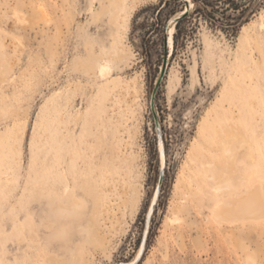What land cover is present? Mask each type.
<instances>
[{
	"label": "rangeland",
	"instance_id": "1",
	"mask_svg": "<svg viewBox=\"0 0 264 264\" xmlns=\"http://www.w3.org/2000/svg\"><path fill=\"white\" fill-rule=\"evenodd\" d=\"M184 3L155 97L159 139L150 96ZM194 11L0 0V264H264V203L246 210L254 190L264 202V0L233 26ZM70 198L78 220L57 212Z\"/></svg>",
	"mask_w": 264,
	"mask_h": 264
},
{
	"label": "bare ground",
	"instance_id": "2",
	"mask_svg": "<svg viewBox=\"0 0 264 264\" xmlns=\"http://www.w3.org/2000/svg\"><path fill=\"white\" fill-rule=\"evenodd\" d=\"M181 13L179 12L177 15L179 16ZM168 48L170 49V47H171V45L173 44V34H174V24L172 23L171 25H170V27H169V29H168ZM99 72H100V74L101 75H105V74H107V73H109V67L108 66H106V65H102L100 68H99ZM230 133V132H229ZM239 137V136H238ZM241 138V137H240ZM225 139H226V137H225ZM232 138H229V140H231ZM233 139H235V138H233ZM242 139V138H241ZM227 140H228V138H227ZM235 141H236V139H235ZM160 143V145H161V142H159ZM244 143V141H242V142H240L239 144H238V148L240 147V146H242V144ZM247 144V143H246ZM220 147V146H219ZM250 150V149H249ZM219 151H220V153H221V155L220 156H222L223 158H225V159H227V161L229 162V161H231L232 160V158H233V155H234V153H235V149L229 144V143H223L222 145H221V148L219 149ZM160 159H161V166H163V164H164V151H163V149H162V147L160 146ZM250 159V158H249ZM214 175V174H213ZM205 177H206V175H205ZM215 180H217V181H221V182H223V183H225V185L227 186L228 185V181L227 180H225V178L222 176V175H216L215 177ZM214 187V189H215V191L216 192H218L219 193V191H220V189H221V187H219V186H217V185H214L213 186ZM251 191V190H250ZM247 195V194H246ZM250 196H253V198H255V201H256V203L255 204H253L252 206H249L248 205V207H247V212H249V213H252V212H256L257 211V213H261V214H263V212H262V207H263V201H262V198H263V196H262V194H259V192L258 191H256V190H254L251 194H249ZM262 201V202H261ZM220 202H222L221 200H220ZM218 207L220 208V205H218ZM222 207V206H221ZM84 205H81L80 203H79V201L76 199V198H70V202H68V204H65V205H62L61 207L60 206H58L57 207V212H58V214L60 215V216H63V217H65L66 218V221L67 220H69V218H74V219H76V220H78V219H80L81 217L80 216H82V214H80L79 212H80V210H84ZM219 208H217V210L219 209ZM215 209H216V207H215ZM231 210V212H230V215H231V213H232V216L233 217H235V216H238L239 214H236V213H234V209L232 210V209H230ZM229 210V211H230ZM223 211V210H222ZM225 211V210H224ZM214 212H215V210H214ZM228 212V211H227ZM225 213V212H224ZM79 214V215H78ZM223 214V213H222ZM221 214V215H222ZM213 216H215V217H217L218 218V216H220V214H219V212L217 213V211H216V214H213ZM232 218V217H231ZM63 228H60V230L59 231H61L60 233H63ZM86 233H87V235L88 236H90L92 239H93V241L97 244V245H99L100 243L102 244V242L104 241V238L103 237H101L100 236V234L98 233V229H86ZM139 254H140V252H139ZM250 264H253L251 261L249 262Z\"/></svg>",
	"mask_w": 264,
	"mask_h": 264
},
{
	"label": "trees",
	"instance_id": "3",
	"mask_svg": "<svg viewBox=\"0 0 264 264\" xmlns=\"http://www.w3.org/2000/svg\"><path fill=\"white\" fill-rule=\"evenodd\" d=\"M242 0H195V13H197L200 17L204 19L214 20L215 15H221L225 20L226 23L223 24L224 26H233L239 22H241L242 18L246 14L247 11L250 10V14L257 7L258 0H250L249 6L244 7L245 4H241ZM162 9L158 11V14L161 12ZM238 14L235 16V14ZM228 14V15H227ZM235 20L234 24L229 23L228 19ZM188 17L180 20L175 25V33L173 35V52L171 56L176 55V44H177V35L180 29V26L187 20ZM164 43V39L162 38V46Z\"/></svg>",
	"mask_w": 264,
	"mask_h": 264
},
{
	"label": "water",
	"instance_id": "4",
	"mask_svg": "<svg viewBox=\"0 0 264 264\" xmlns=\"http://www.w3.org/2000/svg\"><path fill=\"white\" fill-rule=\"evenodd\" d=\"M188 14H189V6L187 7L186 14L181 13L179 16L174 17L171 21V24L173 23L175 26L180 20L186 18L188 16ZM168 29L165 30L164 37H163V39H164V43H163L164 54H163V58H162V66L160 68L159 76H158V78L154 84V88H153L151 96H150V109H151V112L153 115V119H154L155 127H156V132H157L159 139H160V129H159V123H158L157 115H156V111H155V97H156L157 90L160 86V83L162 82V79L165 75L166 68L168 67V56L170 55V51L168 50V34H169ZM163 175H164V164L160 168L158 187H157V191H156V194L154 196V199H153V203H152V205L149 209V212H148V221H149L150 216H151L152 211H153L154 202L157 198L158 190H159L160 184L162 182ZM146 234L147 233H145L143 240H142V244H141V248H140V254L142 253V251L144 249V245L146 242ZM140 254H139V256H140ZM136 262H137V259L132 264H136Z\"/></svg>",
	"mask_w": 264,
	"mask_h": 264
},
{
	"label": "snow or ice",
	"instance_id": "5",
	"mask_svg": "<svg viewBox=\"0 0 264 264\" xmlns=\"http://www.w3.org/2000/svg\"><path fill=\"white\" fill-rule=\"evenodd\" d=\"M193 3H195V0H193ZM165 7H167V5H164ZM187 7H188V4L187 3H184L183 4V7L181 9H179L178 11H180L182 14H186V11H187ZM151 199V197L149 196V200ZM101 264H103V260L101 261ZM111 264H118V261H116L114 258L112 259L111 261Z\"/></svg>",
	"mask_w": 264,
	"mask_h": 264
}]
</instances>
